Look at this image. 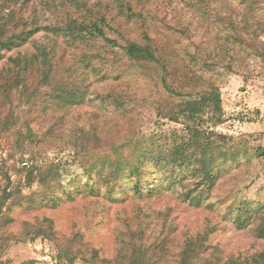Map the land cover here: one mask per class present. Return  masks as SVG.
Returning a JSON list of instances; mask_svg holds the SVG:
<instances>
[{"label": "rangeland", "instance_id": "obj_1", "mask_svg": "<svg viewBox=\"0 0 264 264\" xmlns=\"http://www.w3.org/2000/svg\"><path fill=\"white\" fill-rule=\"evenodd\" d=\"M102 17L116 30L106 32L116 47L100 38L73 41L48 31ZM30 30L36 32L23 46L0 51V201L4 192L13 197L0 214V264H60L55 243L31 240L26 233L25 224L45 220L58 238L82 235L83 243L98 250L100 258L112 259L120 220L134 218L138 210L165 216L151 226L152 237L162 238L169 229L168 252L159 264H177L185 240L206 228L211 231L206 259L264 264V240L255 237L253 225L241 229L233 222L240 202L264 204V55L258 52L259 47L264 50V0H0V38ZM128 41L157 49L171 64L170 72L130 61L123 50ZM43 46L90 78L89 98L69 108L54 102L34 107L27 126L8 124L17 97L10 91L11 60L31 56ZM90 52L94 58L88 62ZM163 79L183 98L166 92ZM27 83L28 91L41 89L37 82ZM212 86L220 101L206 105L205 127L226 136L225 143L218 144L229 157L204 205L181 202L177 192L137 198L126 179L121 182L123 190L117 188L109 196L100 183L106 170L100 174L95 166L109 162L114 153L130 155L129 162H134L131 142L158 130L180 129L164 116L184 99L209 95ZM112 92L136 96L138 101L118 110L96 99ZM52 117L60 118L66 129L78 127L94 137L79 153L65 145L46 150L45 157L59 164L62 184L73 182L74 193L72 201L64 199L51 209L41 205L48 189L39 177L43 164L42 173L29 183L27 169L35 164L32 151L26 146L24 156L17 138L19 132H28V126L41 132L44 121ZM234 119L240 124L235 126ZM26 159L30 161L24 170Z\"/></svg>", "mask_w": 264, "mask_h": 264}, {"label": "trees", "instance_id": "obj_2", "mask_svg": "<svg viewBox=\"0 0 264 264\" xmlns=\"http://www.w3.org/2000/svg\"><path fill=\"white\" fill-rule=\"evenodd\" d=\"M116 32L105 18L80 25L76 22L67 27L49 28L48 31L56 37L62 35L73 41L86 42L93 38L103 39L111 47L117 43L106 36V32ZM35 30L23 31L0 38V51L12 50L23 46L34 35ZM264 45V44H262ZM125 56L132 62L154 64L164 71L170 72L171 64H168L157 49L147 43L134 41L126 42L123 47ZM259 55H264V50L259 47ZM89 62L93 59V53H87ZM84 60V61H87ZM13 68L11 77L13 85L10 91L16 97L12 106V116L7 123L16 125L22 122L27 126L30 111L54 102L55 106L61 108L82 104L88 99L87 94L89 77L79 73L71 66L63 64L61 58L54 56L53 52L46 46L38 47L37 52L31 56L17 57L11 60ZM65 65V66H64ZM201 80V79H200ZM37 82L41 89L28 91L27 82ZM162 88L178 98L180 93L175 92L162 80ZM218 89L211 87L209 95H200L196 98H187L180 101L179 105L164 118L181 126L180 129H172L169 132L156 131L150 136H141L134 144V162H129L131 156L124 157L122 154L114 153L109 162H102L95 166L96 172L105 175L101 179V185L106 187L108 195L117 189H122V181L132 182L133 195L137 198L153 197L162 192H177L181 202L194 207L204 205L211 191L215 188L222 168L229 157L218 144H224L226 136L216 132L213 127L208 130L206 125V105L218 103ZM96 99L114 109L126 108L129 103L138 101V97L126 93L116 94L114 92L105 97L97 96ZM22 114V119L18 116ZM239 120V119H238ZM41 132H35L28 126V132L23 135L18 133L17 142L21 145V153L25 156V147L30 146L32 164L28 173V182L35 181V175L40 171L41 164L45 171L39 175L41 182L47 186V193L41 198V205L47 208H56L62 201L73 200V182L62 184V176L59 164L50 162L46 157V150L59 148L61 145L70 147L76 153L84 151L90 143V138L82 129L73 127L66 129L57 117L47 118ZM38 131V130H36ZM87 151V150H86ZM85 151V152H86ZM29 159L22 163L26 170ZM233 161H237V158ZM90 174L91 170L84 167ZM47 172V173H46ZM47 176L44 177V174ZM87 175V174H86ZM96 179L98 178L95 175ZM59 180H58V179ZM76 187V186H75ZM5 193L0 201V214L2 207L8 199H13L11 193ZM35 199L38 195H34ZM109 199H112L111 197ZM15 201V199H14ZM236 215L233 222L238 228H247L253 225L256 238L264 240V204L253 205L245 201L240 202L235 209ZM164 214H145L138 210L134 218H124L121 221L122 229L117 234V248L114 258L102 259L98 250L83 243L82 235L74 234L69 238H58L52 228L51 222L45 220L35 225L25 224L27 235L32 239H45L55 243L57 248L56 260L60 264H159L168 252L169 229L162 237H152L151 226H155L156 218L163 219ZM30 228V229H28ZM211 233L206 228L197 235L187 238L179 253L177 264H218V259L209 260L204 257L208 249L207 240ZM29 240V241H31ZM28 264H34L30 262Z\"/></svg>", "mask_w": 264, "mask_h": 264}, {"label": "built area", "instance_id": "obj_3", "mask_svg": "<svg viewBox=\"0 0 264 264\" xmlns=\"http://www.w3.org/2000/svg\"><path fill=\"white\" fill-rule=\"evenodd\" d=\"M232 123L236 126V125H239L240 124V121L237 119V120H233Z\"/></svg>", "mask_w": 264, "mask_h": 264}]
</instances>
